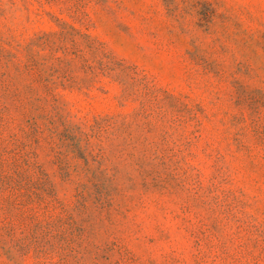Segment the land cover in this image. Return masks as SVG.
<instances>
[{"label": "rangeland", "instance_id": "1", "mask_svg": "<svg viewBox=\"0 0 264 264\" xmlns=\"http://www.w3.org/2000/svg\"><path fill=\"white\" fill-rule=\"evenodd\" d=\"M0 264H264V0H0Z\"/></svg>", "mask_w": 264, "mask_h": 264}]
</instances>
